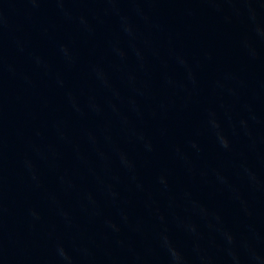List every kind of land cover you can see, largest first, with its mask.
I'll list each match as a JSON object with an SVG mask.
<instances>
[{
  "label": "water",
  "instance_id": "95a60500",
  "mask_svg": "<svg viewBox=\"0 0 264 264\" xmlns=\"http://www.w3.org/2000/svg\"><path fill=\"white\" fill-rule=\"evenodd\" d=\"M0 264H264V0H0Z\"/></svg>",
  "mask_w": 264,
  "mask_h": 264
}]
</instances>
